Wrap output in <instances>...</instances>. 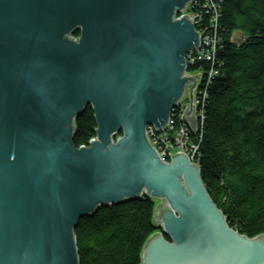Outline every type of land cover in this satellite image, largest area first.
Listing matches in <instances>:
<instances>
[{
  "label": "water",
  "instance_id": "obj_1",
  "mask_svg": "<svg viewBox=\"0 0 264 264\" xmlns=\"http://www.w3.org/2000/svg\"><path fill=\"white\" fill-rule=\"evenodd\" d=\"M190 3L0 0V264H80V221L143 195L162 233L142 264H264V233L231 229L200 168L184 152L163 162L146 135L184 95L196 133L203 72L187 74L186 55L200 33L176 18ZM89 106L97 137L78 149Z\"/></svg>",
  "mask_w": 264,
  "mask_h": 264
},
{
  "label": "trees",
  "instance_id": "obj_2",
  "mask_svg": "<svg viewBox=\"0 0 264 264\" xmlns=\"http://www.w3.org/2000/svg\"><path fill=\"white\" fill-rule=\"evenodd\" d=\"M219 18L227 39L240 32L237 48L219 51L199 147L202 180L229 226L254 238L264 233V0H223ZM207 66L206 68H208ZM89 106L76 120L73 143L96 137ZM155 201L139 198L100 209L75 229L80 264H141L147 240L158 231Z\"/></svg>",
  "mask_w": 264,
  "mask_h": 264
},
{
  "label": "bare ground",
  "instance_id": "obj_3",
  "mask_svg": "<svg viewBox=\"0 0 264 264\" xmlns=\"http://www.w3.org/2000/svg\"><path fill=\"white\" fill-rule=\"evenodd\" d=\"M223 3H224L223 0H192V3L189 4V6L185 10V12L184 13L181 12V13L177 14V16H176V18H180L182 15L188 14V15H191L194 18V20H193L194 26H195L197 32L200 33V46H204V39H209V40L215 39V44L214 45H216V47H213L212 45H210V46H204V47H200V49H197V50H195V49L194 50H190L187 53V55H186V70L188 69V67L191 68L189 70L191 72V74L192 73H195V70H194L195 68H198V67H207V66L211 67V64H210L211 62H209L206 57H204L203 59L197 60V61H195V62L192 63L191 62V59L192 60H195L196 57H200V54H198V56H197V53H202L203 55L209 57L210 55H209L208 51H210V52L218 51L217 50V43L218 42H220L221 44L224 43L226 45L227 40H230V41H232L231 43H233L237 48H240V46L242 45V44L240 45L239 43L245 42V37L244 36H242L241 38H238V37H235L234 35H232L231 37H229V39H227L224 31L221 30L220 24H216V23H214V22H212L210 20L211 17H213L215 19H218L217 16L222 17V14H223ZM201 30L203 31V33H201ZM217 55H218V53H214V61L217 58ZM211 68L216 71V69H215L216 67L212 66ZM215 79L216 78H213V81ZM210 86H211V83H209V87ZM203 94L204 93H202L201 96H203ZM204 97H205V99L203 98L204 102L202 104V112H200L199 116H198V112L197 111L195 113V117L196 118H199L197 120L196 132H197V129H198V126L199 125H200V129H201V121L203 122L206 119L205 107L208 105V101H209L207 99L208 98V94L206 93V91H205ZM182 115H183V113H182V107H179V110L172 109V116H173V118L171 117L172 120H169L168 126L166 128H164V129L158 131L157 135H159V136H168L174 130L176 132H178V131L189 132L190 135L194 134V131L191 128V126L188 125V122L182 121V119H181V116ZM181 124H182V126H179ZM203 127H204V124H203ZM147 128L150 129V130H152L154 128V125L153 126L152 125H149V126H147ZM148 129H146V134L148 133L149 141L152 140V144L151 143L150 144L156 150V152L158 153L157 149L153 146L154 142L157 143L156 146H159L158 145V139L155 136H153L152 135V132L149 131ZM153 131H155V130H153ZM189 133H186V135L188 137L190 136ZM202 137L203 136L199 135L200 140L202 139ZM161 140H163V142H164L165 145H169V146L175 145V143L173 142V140L171 138L168 139V137H165V138H163ZM182 144H184V141H182ZM178 145L179 144L176 143V145L173 146V147L175 149H177ZM87 146L88 145H85V147H87ZM179 152H184L186 154V150H178L177 149L176 151H174V150L172 151L173 154L179 153ZM170 157L171 156H169V155H162L160 158H162L164 160H171L172 157L171 158ZM190 157L191 156L188 157L189 160L192 163L196 164L197 167L200 168V165H199V157H200V155H197L196 156V159H194V160H191ZM144 197H145V195H143L141 198H144ZM146 197H148V196H146ZM148 198H150V197H148ZM150 199H152V200L155 201V199H153V198H150ZM131 201H134V200H131ZM131 201H127L125 203L131 202ZM118 205H121V204L111 205V206H118ZM106 207H110V206H106ZM102 208H105V207L99 208L98 211L100 209H102ZM141 264H142V259H141Z\"/></svg>",
  "mask_w": 264,
  "mask_h": 264
},
{
  "label": "built area",
  "instance_id": "obj_4",
  "mask_svg": "<svg viewBox=\"0 0 264 264\" xmlns=\"http://www.w3.org/2000/svg\"><path fill=\"white\" fill-rule=\"evenodd\" d=\"M217 18L218 19H215V18H213V17H211L210 18V20L212 21V22H214V23H216V24H219V16H217ZM201 33H203V31L201 30ZM242 43V42H241ZM241 43H239L240 45H241ZM215 44V39H212V40H209V39H204V46H210V45H212L213 47H216V45H214ZM224 44V43H223ZM204 46H199L198 48H196L195 50H197V49H200V47H204ZM223 49V45L220 43V42H218L217 43V50L218 51H215V52H210V51H208V53H209V57L208 56H205V55H203L202 53H197V56H198V54H200V57H196V59L195 60H192L191 59V62L193 63V62H195V61H197V60H201V59H203L204 57H206L207 58V60L209 61V62H214V53H219V51H221ZM219 76V73L218 72H216L215 70H211V72L209 73V77L206 79V84H207V88H209V83H212V81H213V78H216V77H218ZM202 93H204L203 94V96H202V99L200 100V101H197V105H199V103H202L203 102V98H204V95H205V91H203ZM180 107H182V106H180ZM187 107V106H186ZM184 108L182 107V110H183ZM198 116H199V114H200V112H202V107H200V105H199V109H198ZM199 119V118H198ZM177 126V125H176ZM179 126H182V124L181 125H179ZM198 129L200 130V125L198 126ZM197 129V130H198ZM153 130H155V131H153ZM149 131H151L152 132V135L153 136H155L157 139H158V145L159 146H156L157 145V143L156 142H154V144H153V146L157 149V151H158V153H159V156L161 157L162 155H169V156H171L173 153H172V151L174 150V151H176L177 149L178 150H186V155L189 157V154L191 153V152H195V154L194 155H190L191 157V160H194V159H196V156L197 155H199V147H198V145L196 144V140H193L192 139V141L190 140H188V138H187V135H186V132H183V131H178V132H176L175 130L173 131V132H171L170 133V135H168V136H159V135H157V133H158V130H156V129H152V130H150L149 129ZM165 137H168V139L169 138H171L172 140H173V142L175 143V145H176V143L177 144H179L178 145V147H177V149H175L173 146H175V145H172V146H169V145H165L164 144V142H163V140H161V139H163V138H165ZM199 137V135H197L196 136V139ZM182 141H184V144H182ZM150 142L152 143V140H150ZM162 152V153H161ZM162 159V158H161Z\"/></svg>",
  "mask_w": 264,
  "mask_h": 264
},
{
  "label": "rangeland",
  "instance_id": "obj_5",
  "mask_svg": "<svg viewBox=\"0 0 264 264\" xmlns=\"http://www.w3.org/2000/svg\"><path fill=\"white\" fill-rule=\"evenodd\" d=\"M234 36L235 37H238V38H241L242 36H243V34L242 33H240V32H236L235 34H234ZM78 38V37H77ZM223 45V47H225L226 45L225 44H222ZM200 46V45H199ZM196 49V48H195ZM214 62H216V60L214 61ZM191 68H189L188 67V69H187V71H186V73L187 74H191V72L189 71ZM193 69V68H192ZM195 70V72H198V73H200V72H203V75H202V77H201V79H200V82L201 83H199V85H198V87L196 88V95H195V105H196V111H198V109H199V105H200V107H202V104H203V102H204V100H203V102L202 103H199V105H197V101H200L201 99H202V96H201V94H202V92L203 91H206V93L208 94V91H209V88H207V84H206V79L209 77V73L211 72V70H212V68L211 67H208V68H206V67H198V68H195L194 69ZM204 99H205V97H204ZM190 104V98H189V96H187V95H184V97H183V99L180 101V103L178 104V106L176 107V108H174L175 110H179V107L180 106H182L184 109L182 110V113H184V111H185V109H186V106L187 105H189ZM94 117H95V114H94ZM173 118V116H172V113H171V115H170V119L169 120H172V118ZM197 120H198V118H196ZM203 124H204V121L202 122L201 121V129L200 130H197V132L196 133H194V134H192V135H190V133L189 132H186V133H189V137L187 136V138H188V140L190 141H192V139L193 140H196V142H198L199 144H200V142H201V140H200V138L198 137L197 139H196V136L197 135H201V136H203L204 135V131H203ZM76 125V124H75ZM188 125H189V123H188ZM76 129V128H75ZM148 129V128H147ZM153 129H155V127L153 128ZM149 130V129H148ZM76 132V131H75ZM147 135V138H148V140H149V137H148V133L146 134ZM97 137V136H96ZM96 137L95 138H93V139H96ZM120 136L118 135V136H116L115 138H114V141L115 142H117V138H119ZM91 141V140H90ZM150 142V141H149ZM193 142V141H192ZM90 143V142H89ZM88 143V144H89ZM151 143V142H150ZM152 144V143H151ZM79 149V148H78ZM195 154V152L193 151V152H191L190 154H189V156L190 155H194ZM171 158V157H170ZM169 159V158H168ZM163 162H165V163H170L171 162V160H164V159H161ZM146 197V196H145ZM160 201H157V200H155V206L159 203ZM154 219H155V217H154ZM157 232H160V233H162V228L161 227H159V225H158V231ZM156 232V233H157ZM77 239V238H76ZM148 241V240H147ZM146 244V243H145ZM77 247H78V245H77ZM144 248V247H143ZM78 251H79V249H78Z\"/></svg>",
  "mask_w": 264,
  "mask_h": 264
}]
</instances>
